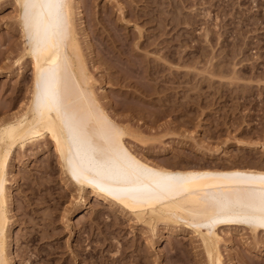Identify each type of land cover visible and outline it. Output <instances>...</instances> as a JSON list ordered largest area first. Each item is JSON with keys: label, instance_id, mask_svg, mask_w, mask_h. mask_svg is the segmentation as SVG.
Masks as SVG:
<instances>
[{"label": "rangeland", "instance_id": "1", "mask_svg": "<svg viewBox=\"0 0 264 264\" xmlns=\"http://www.w3.org/2000/svg\"><path fill=\"white\" fill-rule=\"evenodd\" d=\"M71 2L91 90L133 154L175 171L264 170V0ZM19 8L0 0V125L32 92ZM5 179L8 264H211L194 226L145 223L76 182L53 134L13 148ZM217 232L221 264H264V231Z\"/></svg>", "mask_w": 264, "mask_h": 264}, {"label": "bare ground", "instance_id": "2", "mask_svg": "<svg viewBox=\"0 0 264 264\" xmlns=\"http://www.w3.org/2000/svg\"><path fill=\"white\" fill-rule=\"evenodd\" d=\"M17 2L26 30L32 92L26 111L0 125V264H8L9 156L17 145L23 147L45 133L55 135L70 176L96 195L145 223L179 219L194 226L211 264H221L219 228L245 224L254 232L264 231V170L175 171L137 157L123 142L125 131L99 106L91 90L71 0ZM36 235L29 233L26 243L33 244Z\"/></svg>", "mask_w": 264, "mask_h": 264}]
</instances>
